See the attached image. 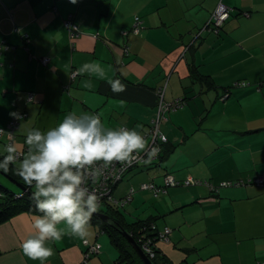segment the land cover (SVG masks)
Masks as SVG:
<instances>
[{
	"label": "crops",
	"instance_id": "1",
	"mask_svg": "<svg viewBox=\"0 0 264 264\" xmlns=\"http://www.w3.org/2000/svg\"><path fill=\"white\" fill-rule=\"evenodd\" d=\"M219 3L230 15L216 33L207 23ZM86 63H98L104 76L79 72ZM116 79L125 91L111 90L107 81ZM161 95L185 99L163 113L162 159L132 167L114 196L141 191L128 187L140 171L157 186L166 173L200 181L167 188L146 217L158 231L171 229L155 243L161 256L171 264H264V185L251 182L264 175V0H0V128L10 112L23 113L13 137L24 154L27 128L47 131L70 112L94 113L105 129H135L147 144ZM7 141L3 135L0 144ZM36 215L22 210L0 222V264H41L21 249ZM90 225L83 240L47 241L54 254L44 264H120L107 233ZM57 228L68 231L63 222Z\"/></svg>",
	"mask_w": 264,
	"mask_h": 264
},
{
	"label": "clouds",
	"instance_id": "2",
	"mask_svg": "<svg viewBox=\"0 0 264 264\" xmlns=\"http://www.w3.org/2000/svg\"><path fill=\"white\" fill-rule=\"evenodd\" d=\"M69 3L75 5L77 0H69ZM86 71L104 76L98 63H86L79 69L81 73ZM107 82L114 93L126 90L119 79ZM85 86L91 87V82ZM9 115L23 119L17 112ZM0 135L13 141L4 145L6 155L0 160V170L7 173L10 166L18 164L15 174L35 189L32 199L36 211L42 215L33 217L34 233L22 241L21 249L25 256L41 264L54 254L53 248L46 246L47 241H59L66 234L82 240L89 236L91 218L99 208V196L88 187L90 180L102 177L114 161L130 166L143 152L147 163L159 152L156 146L148 148L145 138L135 129H105L94 113L70 112L47 131L27 128L26 154L18 150L12 132L0 128ZM61 222L67 232L57 228Z\"/></svg>",
	"mask_w": 264,
	"mask_h": 264
},
{
	"label": "built area",
	"instance_id": "3",
	"mask_svg": "<svg viewBox=\"0 0 264 264\" xmlns=\"http://www.w3.org/2000/svg\"><path fill=\"white\" fill-rule=\"evenodd\" d=\"M228 8L226 5L219 3L214 11L212 12L211 16L209 17L208 22H212L215 27H220L221 24L224 22V20L228 17ZM208 25V23H207ZM65 26L68 29V32L71 36H75L78 34L76 25L72 22V19L69 17L65 20ZM48 61L47 58H42L40 62L42 64H46ZM161 93V92H160ZM224 97H222L223 99ZM183 105V102H181ZM180 101L178 99H174L171 102L164 101L162 98V95L159 99L158 105H157V112L152 119V122L150 124L149 130H148V136L150 137L148 141V148H151L153 146H156L159 148L160 151V143L166 142V138L161 134L159 130V124L161 120L164 118L163 113L166 110L176 109L178 106H180ZM16 112V111H15ZM23 117V113L17 112ZM19 120L14 119L12 117L9 118L6 128L4 129L6 132H12L14 135V130L18 124ZM3 135H0V139ZM12 141H7V143H11ZM6 143V144H7ZM159 153V152H158ZM158 156V155H157ZM156 156V157H157ZM154 157V158H156ZM152 158V159H154ZM147 159V156L145 153H140V158L138 161H134L130 166L128 165H121L119 162H113L111 166H109L108 169L105 170V173L102 177H100L97 180H90L88 183V187L90 191L95 192L99 196V207L100 206H123L130 200V195L133 193L134 188L131 187L128 190V193L121 199H116L114 196V191L116 189V186L118 183L122 180L124 174L128 172L133 166L145 161ZM98 164H101L102 162H97ZM252 183L258 184V185H264V175L255 177L252 181ZM199 181H196L192 178L185 179L184 181L180 182L174 178V176L167 174L163 178V184L161 186H156L153 182H143L139 185L140 189L150 190L155 195L160 192L161 190L164 192L166 187L170 186H179L180 184L188 185V184H198ZM231 182H223L221 185H230ZM17 196H20L18 194ZM154 228V226H152ZM171 229L167 226H165L161 231H158V238L159 239H167L168 235L170 234ZM140 242V247L145 252V254L149 257L154 256V252L152 251L150 239H145L142 237ZM98 251V245H92L89 247V252H97ZM89 252L86 253V256L89 255Z\"/></svg>",
	"mask_w": 264,
	"mask_h": 264
},
{
	"label": "trees",
	"instance_id": "4",
	"mask_svg": "<svg viewBox=\"0 0 264 264\" xmlns=\"http://www.w3.org/2000/svg\"><path fill=\"white\" fill-rule=\"evenodd\" d=\"M227 12H228V17H229L230 15L229 8ZM226 19L224 21H226ZM223 23L221 24V26L223 25ZM207 26L208 28L212 30L216 29V33L219 30V27H215L211 21L208 22ZM192 71H194V67H192ZM195 77L198 80L204 81L209 86L213 85V83L211 82V79L208 76L200 75L196 73ZM226 93L227 94L229 93V89H226L225 93L220 96L221 100H224ZM222 97L224 98L222 99ZM176 99H178L180 103L185 102L184 101L185 99L182 97H179ZM179 107H182V103L177 108ZM163 144L164 143L160 144L161 149H162ZM161 149L158 153V156L156 157L160 161L162 159L161 152L165 150V149H162V150ZM4 155H6V153H0V160L3 159ZM16 167H17L16 165L10 166V169L7 173H4L3 170H0V174H3V175L6 174L12 177L13 179H15L16 181H18L19 183H21L22 185H24L30 190V187H28L23 182V180L18 175L15 174L14 169ZM167 174L171 175V173H166L165 175ZM149 182H152V181H149ZM162 183H163V179H162ZM199 183L201 182L199 181ZM31 193L33 192L31 191ZM18 194H20V196H17ZM22 210L37 212L35 209V201L32 199V196H30L24 190H21L20 192H17V193L13 192L12 190L5 187L2 183H0V222L7 220L10 216ZM98 211H101L109 215V217L112 220H114L122 229H125L126 231L130 232L132 237L135 239L136 242H138V244H140L139 240H141L142 237H144L145 239H150V243H151L152 251L154 252V256L153 257L148 256V257L152 260L154 264H171L170 262H167V260H165L161 256L160 251L155 246V243L159 240V238H158V229L154 223V218L149 217L146 219H137L135 221L127 222L124 219L123 213L119 212L118 209H115V207H112L111 205H108L107 208L105 207V209L98 208ZM91 222L99 225L100 228L104 232L107 233L112 244L118 249V253H119L118 261L120 264H144L141 261L140 257L135 252V250L132 248V246L125 239H123L109 224H107L105 221H103L102 219H100L98 216H95V215L92 216ZM152 226H154V228H152Z\"/></svg>",
	"mask_w": 264,
	"mask_h": 264
},
{
	"label": "rangeland",
	"instance_id": "5",
	"mask_svg": "<svg viewBox=\"0 0 264 264\" xmlns=\"http://www.w3.org/2000/svg\"><path fill=\"white\" fill-rule=\"evenodd\" d=\"M179 115H180V117H183L184 113L179 112ZM162 135L165 137L164 134H162ZM146 145H148V143ZM0 151H2L4 153V146L2 144H0ZM155 161H157V159ZM16 166H18V164ZM144 173H146V172H142V171L137 172L133 176V178H131V180L129 181L128 187L130 185L139 187V185L141 183L149 182V180L144 181L145 180V179H143ZM184 180H182V181H184ZM0 183H2L5 187H7L8 189L12 190L13 192L17 193V192L21 191L20 187H18L14 182H12L10 179H8L3 174L0 175ZM173 187L176 188V187H179V186L166 187L164 192L161 190L156 195L152 192L149 197L145 196V197L141 198L139 196L137 201L134 202L133 198L135 197L136 194L140 193L141 191H147L145 189H141V191L137 190L135 193H133L132 201H130L129 204H126L125 207L119 206L118 208H115V209H118L119 212L123 213L124 216H125V220H128V221H135L137 218H146V217H148L150 215H155L157 210L160 209L157 201L161 200V199H159L160 197L166 195L165 192H166L167 188H173ZM180 187H183V186H180ZM30 190L32 192L35 191L34 187L30 188ZM105 207L107 208L106 205L100 206L99 208L100 209H105ZM160 219H161V217H159V219H156V221L161 222ZM168 220L171 221L170 218H168ZM169 221H167V222H169ZM159 227H160V225H159ZM107 238L109 239V237H107Z\"/></svg>",
	"mask_w": 264,
	"mask_h": 264
},
{
	"label": "water",
	"instance_id": "6",
	"mask_svg": "<svg viewBox=\"0 0 264 264\" xmlns=\"http://www.w3.org/2000/svg\"><path fill=\"white\" fill-rule=\"evenodd\" d=\"M8 179H10L12 182H14L18 187H20L21 190L26 191L30 196H32L31 191L25 187L24 185H22L21 183H19L18 181H16L15 179H13L12 177L4 174ZM95 216H98L100 219H102L103 221H105L107 224H109L123 239H125L131 246L132 248L135 250V252L137 253V255L140 257L141 261L144 264H154L152 262V260L145 254V252L142 250V248L140 247V245L138 244V242L135 241V239L132 237L131 233L126 231L125 229H122L114 220H112L109 215L101 212V211H97V213L93 214Z\"/></svg>",
	"mask_w": 264,
	"mask_h": 264
}]
</instances>
